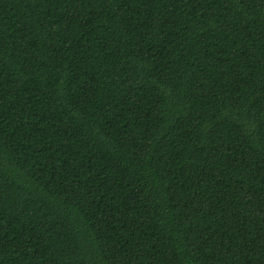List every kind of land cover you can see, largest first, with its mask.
I'll return each mask as SVG.
<instances>
[{
  "label": "trees",
  "instance_id": "trees-1",
  "mask_svg": "<svg viewBox=\"0 0 264 264\" xmlns=\"http://www.w3.org/2000/svg\"><path fill=\"white\" fill-rule=\"evenodd\" d=\"M0 264H264V0H0Z\"/></svg>",
  "mask_w": 264,
  "mask_h": 264
}]
</instances>
